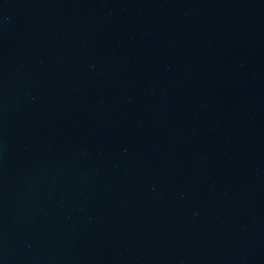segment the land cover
I'll use <instances>...</instances> for the list:
<instances>
[{
	"label": "water",
	"instance_id": "water-1",
	"mask_svg": "<svg viewBox=\"0 0 264 264\" xmlns=\"http://www.w3.org/2000/svg\"><path fill=\"white\" fill-rule=\"evenodd\" d=\"M0 264H264V0H0Z\"/></svg>",
	"mask_w": 264,
	"mask_h": 264
}]
</instances>
